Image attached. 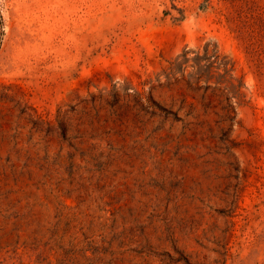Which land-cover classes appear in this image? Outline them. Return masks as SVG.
<instances>
[{
    "label": "rangeland",
    "instance_id": "1",
    "mask_svg": "<svg viewBox=\"0 0 264 264\" xmlns=\"http://www.w3.org/2000/svg\"><path fill=\"white\" fill-rule=\"evenodd\" d=\"M0 264H264V0H0Z\"/></svg>",
    "mask_w": 264,
    "mask_h": 264
}]
</instances>
